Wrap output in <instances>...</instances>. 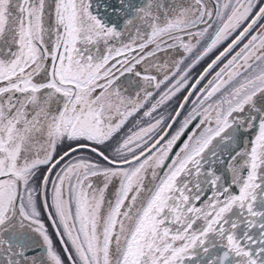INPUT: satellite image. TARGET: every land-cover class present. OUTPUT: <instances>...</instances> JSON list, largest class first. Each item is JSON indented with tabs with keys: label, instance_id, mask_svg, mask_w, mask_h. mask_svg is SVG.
<instances>
[{
	"label": "snow or ice",
	"instance_id": "6c2138e0",
	"mask_svg": "<svg viewBox=\"0 0 264 264\" xmlns=\"http://www.w3.org/2000/svg\"><path fill=\"white\" fill-rule=\"evenodd\" d=\"M0 264H264V0H0Z\"/></svg>",
	"mask_w": 264,
	"mask_h": 264
},
{
	"label": "flooded vegetation",
	"instance_id": "af4514ba",
	"mask_svg": "<svg viewBox=\"0 0 264 264\" xmlns=\"http://www.w3.org/2000/svg\"><path fill=\"white\" fill-rule=\"evenodd\" d=\"M207 62H208V60L202 62V64L199 65V66L195 69V73H199V72L202 70V68H203L204 66H206V63H207ZM209 78H211V77H209ZM205 83H206V81H205Z\"/></svg>",
	"mask_w": 264,
	"mask_h": 264
}]
</instances>
